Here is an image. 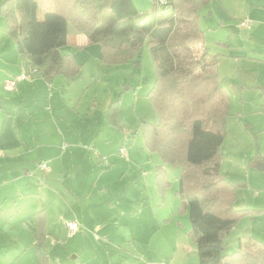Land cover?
Returning <instances> with one entry per match:
<instances>
[{"label":"rangeland","instance_id":"1","mask_svg":"<svg viewBox=\"0 0 264 264\" xmlns=\"http://www.w3.org/2000/svg\"><path fill=\"white\" fill-rule=\"evenodd\" d=\"M134 2L142 13L161 14L169 10L160 7L156 0ZM203 15L204 10L200 11V27L204 31ZM0 20L3 22V17ZM70 49V45H65L61 52L66 54ZM139 56L140 64L131 61L105 66L108 69L100 81L89 82L90 72L85 80L89 84L80 92L78 108L61 101L54 121L51 114L42 115L40 121H31L26 126V134L35 137L33 142L38 150L37 156L32 157V183L45 184L47 175L40 166L44 161L40 153L46 149L41 144L49 142L50 135L53 138L57 123L62 132L60 150L64 152L62 147L66 145L67 152L76 147L75 155L67 154L55 162L61 173L52 182L47 181V185L60 188L63 195L61 201L46 202L52 218L50 236L44 246L51 254L50 264H79L80 260L74 257L80 254L82 259L93 249L109 259V264H184V251L199 263L197 243L189 235V214L179 211L183 200L179 193L182 169L164 163L158 153L149 152L144 144L143 120L157 119L148 97L157 68L148 43L143 45ZM221 69L229 93L221 172L238 186L234 206L254 208L264 205V172L249 167L250 160L259 152L264 156V62L227 59L222 61ZM94 72H99L98 68ZM118 98L121 99L118 117L123 129L108 124L105 108L108 101ZM121 147H125L126 156L120 153ZM98 155L102 158L98 159ZM161 167L170 181L165 194L160 192L157 182ZM69 218H79L81 222L86 218L88 225L83 226L78 220L81 230L71 237L63 227ZM252 218H242L229 231L227 253L236 250L241 233L251 231L264 241V210L254 215V227ZM6 228L4 232L11 237ZM132 233L136 240H128ZM23 239L27 250L22 264H37L36 246L25 234ZM9 248L10 254L14 252L13 245ZM179 249L183 252L177 253Z\"/></svg>","mask_w":264,"mask_h":264},{"label":"trees","instance_id":"2","mask_svg":"<svg viewBox=\"0 0 264 264\" xmlns=\"http://www.w3.org/2000/svg\"><path fill=\"white\" fill-rule=\"evenodd\" d=\"M209 4L168 0L163 8L169 12L155 14L142 13L134 0H0V14L25 70L36 69L34 74L48 82L60 74L73 78L80 73L73 56L61 52L70 29L84 33L88 44H99L110 65L140 64L141 48L148 43L157 68L148 97L157 119L143 120L144 143L164 163L182 169L179 210L188 211L200 264H264V242L252 236L241 237L236 250L226 252L227 234L250 209L234 206L238 186L221 172L229 93L218 54L210 52L200 27V11ZM120 102L108 105L109 123L118 128ZM261 162L259 154L250 166ZM157 182L165 194L170 181L162 167ZM37 216L36 250L40 264H50L44 211Z\"/></svg>","mask_w":264,"mask_h":264},{"label":"crops","instance_id":"3","mask_svg":"<svg viewBox=\"0 0 264 264\" xmlns=\"http://www.w3.org/2000/svg\"><path fill=\"white\" fill-rule=\"evenodd\" d=\"M202 10H204V15L201 24L204 23L205 25L206 45L212 54H218L220 75L223 60L250 59L264 62V0H210L209 6ZM0 16L3 17L1 14ZM245 19H250L251 25L241 27L239 24ZM67 45H70L71 49L66 52V55L73 56L77 64L81 66L80 73L76 77L67 78L60 74L52 82H48L44 78L30 73L27 79L18 80L13 89H8L6 87L7 80L19 77L25 68L16 44L8 33L5 19L3 22L0 20V150L2 151L0 156V264H8V262L22 264L25 262L23 257L26 255L27 243L24 242V234L32 240V245L36 246L40 232V219L37 213L41 210L44 211L45 216L46 241L44 246H46L50 236L48 228L52 221L46 202L48 200L50 203L63 200L60 188H56L57 186H52V184L47 185V181L51 180L52 182L55 176L61 173L56 167L55 162L57 160L67 154L75 155L74 149L76 147H71L67 152L66 145L62 147L64 152L60 150L62 132L60 125L57 123L55 130L52 131L55 140L50 135L51 140L41 144L46 149L42 154L40 153L44 160L42 163H47L50 166L49 171H44L41 168L47 175L45 176V184L32 183L30 179L33 176L30 168L34 165L32 157L37 156L38 150H36L37 146L33 142L35 137L26 134V126L31 121H40L42 115L49 116L51 114L52 121H54L55 110L58 109L61 101L75 104L78 108L80 92L86 88V84H89L85 81L88 79L87 75H90L91 72L92 76L91 79H88L91 80L89 82L100 81L106 69H108L105 66L110 65L103 61L101 46L99 44H88V37L84 33L70 29ZM258 45L263 48H259ZM95 67L98 68L99 72H94ZM222 79L224 85V78ZM42 98L45 99L44 103H41ZM109 103H106L105 108H107L108 124L111 125L108 116ZM95 109L93 108V110ZM113 127L117 129L124 128L123 126L122 128ZM46 132L50 134V131ZM259 154L262 157L260 163L262 164L264 163V156L260 152ZM85 156H88V154ZM258 166L249 167L257 169ZM246 185L248 183L239 184V187ZM244 209H250L249 214L244 217H253L252 227H254V215L261 213L264 210V205ZM183 212L187 213L188 211L184 210ZM60 218L62 219L61 215L58 219L60 220ZM73 219L80 221L79 218H69L65 221L63 227L67 229L66 222ZM85 219L82 222L80 221L83 226L88 225ZM165 222H167V219H165ZM6 227L11 231V237H8V234L4 232ZM241 234L243 235H238L239 239L244 236L259 239L253 236L251 231L248 234ZM128 238V240H136L134 233ZM9 244L15 247L14 252L11 254L12 249L9 248L11 246ZM44 250L49 254L50 263L51 254L45 247ZM35 251L37 253L36 257L39 258L36 263L40 264V257L36 249ZM182 252L180 249L177 251V253ZM182 254L185 260L184 264H200V260L199 263L197 260L193 261L186 251ZM14 258L16 261L13 262ZM74 258L80 260L79 264H109V259H105L94 249L90 250L82 259H79L81 258L80 254H77ZM167 259L168 257L165 258V260Z\"/></svg>","mask_w":264,"mask_h":264},{"label":"built area","instance_id":"4","mask_svg":"<svg viewBox=\"0 0 264 264\" xmlns=\"http://www.w3.org/2000/svg\"><path fill=\"white\" fill-rule=\"evenodd\" d=\"M158 4L160 7H163L167 4L168 0H157ZM241 27H248L251 25V20L250 19H245V20H242L239 24ZM28 72L29 71H26L24 70L23 73L17 77V78H12V79H9L7 80L6 82V87L8 89H13L14 86L16 85L17 81L18 80H23V79H27L29 76H28ZM36 72V69H33L30 73H35ZM120 153L123 155V156H126L127 153H126V149L125 147H121L120 149ZM2 155V151L0 150V156ZM101 156V155H100ZM98 155V158L101 159L102 157H100ZM105 160V158H104ZM41 168L44 170V171H49L50 170V166L47 164V163H42L41 164ZM66 226H67V230L69 232V235L70 236H73L75 235L76 233H78L81 229V226H80V223L77 219H73V220H68L66 222ZM160 264H165V263H160Z\"/></svg>","mask_w":264,"mask_h":264},{"label":"water","instance_id":"5","mask_svg":"<svg viewBox=\"0 0 264 264\" xmlns=\"http://www.w3.org/2000/svg\"><path fill=\"white\" fill-rule=\"evenodd\" d=\"M258 169H259L260 171H263V172H264V163L260 164V165L258 166Z\"/></svg>","mask_w":264,"mask_h":264}]
</instances>
